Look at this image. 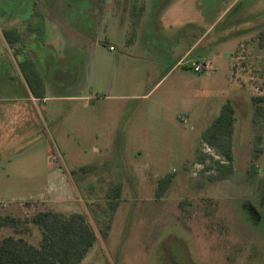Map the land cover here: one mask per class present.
Returning a JSON list of instances; mask_svg holds the SVG:
<instances>
[{"label": "rangeland", "instance_id": "374dc122", "mask_svg": "<svg viewBox=\"0 0 264 264\" xmlns=\"http://www.w3.org/2000/svg\"><path fill=\"white\" fill-rule=\"evenodd\" d=\"M9 2L6 12L19 25L4 31L26 29L25 17L36 2L44 33L34 30L29 48L16 49L0 31V215L84 213L97 239L80 264H264V115L255 122L252 100L264 99V0H145L138 29L150 16L155 35L143 51V65L122 55L131 53L125 12L133 0ZM186 9L204 18L197 21L199 29L215 22L210 37L225 35L212 50L194 52L210 56L212 71L195 72L190 64L167 73L173 59L162 52L159 37L168 36L170 24L182 25ZM219 51L224 57L216 60ZM25 56L40 72L41 93H82L83 99L27 100L25 93L33 92L20 66ZM111 87L114 93H150L110 103L95 94ZM227 99L237 116L234 171L211 180L212 172L203 169L215 157L201 135ZM109 104L131 108L132 123L121 141L101 145L98 154L94 112ZM203 114L206 123H200ZM259 132L263 151L254 160L257 172L250 174ZM96 162L97 171L78 178L83 166ZM169 175L172 182L157 197L158 181ZM64 185L73 199L64 203L68 209L50 201V189ZM9 234L38 244L41 230L35 224L29 231L3 227L0 242Z\"/></svg>", "mask_w": 264, "mask_h": 264}, {"label": "trees", "instance_id": "16d2710c", "mask_svg": "<svg viewBox=\"0 0 264 264\" xmlns=\"http://www.w3.org/2000/svg\"><path fill=\"white\" fill-rule=\"evenodd\" d=\"M146 11L145 0H133L129 11L130 24L127 42L135 41L138 27ZM36 22L30 24L31 31L44 33L43 16L36 12ZM25 31L6 29L4 36L11 44L23 40ZM260 45L264 47V35L260 37ZM201 61V60H197ZM21 69L34 96L42 97L44 89L40 72L33 60L24 57L20 62ZM254 104V120L257 122L264 115L262 96L252 97ZM237 120L236 109L231 100L222 104L220 113L212 120L201 135V143L212 147L221 158L206 164L203 171H210L209 178L215 180L226 178L234 171V141L233 135ZM263 134L260 132L254 140L253 162L249 173L257 172L255 161L263 151ZM198 160L206 162V157L200 155ZM83 166L81 170H86ZM172 182V177L164 176L158 181L156 196L160 197ZM30 224H35L41 230L38 244H34L25 236L6 235L0 242V264H80L91 247L95 244L97 235L86 215L82 212L66 214L55 210H43L32 217H19L10 214L0 215V228H24L29 231Z\"/></svg>", "mask_w": 264, "mask_h": 264}, {"label": "crops", "instance_id": "0c3cea01", "mask_svg": "<svg viewBox=\"0 0 264 264\" xmlns=\"http://www.w3.org/2000/svg\"><path fill=\"white\" fill-rule=\"evenodd\" d=\"M189 3H191L190 0H189ZM146 9H147V5H146ZM181 14H182V17L184 18L183 20L184 22L182 23V25L181 26L175 25V23L170 24L167 30L168 36H165V38L159 37L160 41L163 43L161 47L162 52L170 53L173 59L172 64L167 70V73L174 70L175 68H179L182 65L189 66L192 60H203L204 61L206 59H211L210 56L202 57V58L201 56L196 57L194 55V52L197 49L212 50V47L215 45L219 46L220 41L223 40V38L225 37V35L222 32L218 33L215 37H210L212 32L215 29L214 27L215 22H212V21L208 22V26H206L205 29L204 28L199 29L197 26V23H198L197 21L198 19L204 20V18L200 14L198 16L196 10L192 11L191 9H188V10L186 9V11L183 10ZM125 15L128 16L129 11H126ZM145 19L146 17L144 18V20ZM147 19L148 21H145V24H143L141 30L138 29L135 41L131 43V53L125 52L124 54H122L123 56H127V57L134 59L136 62H139L142 65L148 62L147 54L144 55L143 51L148 50V45L151 42L149 41V39H152V37L155 35V34H152V32L155 30V26H154L155 22H152V20L150 19V16ZM200 24L202 25V23ZM218 49H220V47H218ZM220 53L221 52L219 51L215 55L216 58L214 59L217 60L218 58L224 57L223 54H220ZM157 58L158 57L156 56V59ZM143 84H144V81H141L139 85H141L142 87ZM113 91H114L113 87H111L108 93H95V94L99 95V97L101 96L100 98L106 101H109L110 103L112 100H116V99H120V100L145 99L146 96H148L150 93V91L147 93H142V92L140 93L139 92L138 93H114ZM2 94H7V93H2ZM25 94H27V97H28L26 98L27 100H31L30 97L34 96L33 93H25ZM34 97L35 98L49 97L54 100H62V99L78 100V99H83L84 96L82 93H57L51 96H47V93H44L42 97H36V96ZM227 100H230V99H227ZM32 101L35 104L36 101L33 100V98H32ZM25 110L26 109H24V111ZM29 110L34 111L32 110V108H29ZM187 111H191V108H188ZM131 113H132V109L131 108L129 109L128 106L125 104H122L121 107H117V108L116 107L113 108V105L109 104V106H106L105 108L99 107V111L94 112V116H96V126L93 128L94 129L93 150L95 153H98V154L101 153V147H102L101 145H106V144L113 143L116 141H121L123 139V136H126V130L132 123ZM21 114H23V112ZM216 116H214L210 121H208L207 126H209V124L212 122V120ZM203 117H206V116L203 114L200 117L199 119L200 123L203 121L206 123V120ZM17 119L21 122H24L22 118H17ZM207 126L205 128H207ZM49 151H51L50 147H49ZM97 164L98 162H96V164H94L93 166L89 165L88 166L89 168H87L86 170H81L83 172L82 174H80V176L78 174V178L84 177L83 174L85 175L89 171H97V168H98ZM60 176H61V179L63 180L62 177L64 175L60 173ZM80 179L82 180V183H83L84 179L82 178ZM54 188H55L54 190L53 188L50 189V192H51L50 201L52 202V204L53 205L57 204V206H61L62 209L70 208L69 205L64 206V203L70 204L71 200H73L71 198V194L69 191L70 189L66 185H64L63 187L60 186V187H57V188L54 187ZM91 191L93 193V190ZM57 193H61V194L54 196V194H57ZM47 210H50V209H47Z\"/></svg>", "mask_w": 264, "mask_h": 264}, {"label": "flooded vegetation", "instance_id": "af4514ba", "mask_svg": "<svg viewBox=\"0 0 264 264\" xmlns=\"http://www.w3.org/2000/svg\"><path fill=\"white\" fill-rule=\"evenodd\" d=\"M5 1H6L5 2L6 5L0 4V19H1L0 31L1 32L4 31L6 27L7 28H14V27H16L19 24L16 21V18L12 15L11 11L9 12V14L7 13L8 10L6 12V7H11V3L9 2L10 0H5ZM2 7L5 8V10ZM36 8H37V5H36V2H35L32 5V7L30 8L31 10L29 11V13L26 15V17H25L26 20L29 21V19L32 17V15L36 14V12H35ZM28 21H27V24H26V29L21 28V30L25 31V37L23 38V40L21 42L16 44V46H15L16 49H20L19 47H22L23 45L28 46V44L26 45V42L28 41V39L30 37L33 36V34H32L33 31H31ZM28 48H29V46H28Z\"/></svg>", "mask_w": 264, "mask_h": 264}, {"label": "built area", "instance_id": "2783aa9c", "mask_svg": "<svg viewBox=\"0 0 264 264\" xmlns=\"http://www.w3.org/2000/svg\"><path fill=\"white\" fill-rule=\"evenodd\" d=\"M110 49L113 50L114 47L111 46ZM212 63H213V61L210 60V59L204 60V61L192 60L190 62L191 67L193 68V70L195 72H208V71H212L213 70ZM33 100L37 101V99H35V98H33ZM180 118L183 119V115H181ZM183 121L186 122V119H183ZM205 148H206V152H208L210 155L214 156L215 158H219V155L218 154L215 155L216 152H215V150L212 147L206 145Z\"/></svg>", "mask_w": 264, "mask_h": 264}]
</instances>
